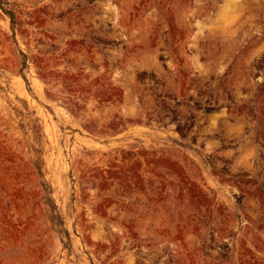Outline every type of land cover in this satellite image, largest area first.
<instances>
[{
    "label": "rangeland",
    "instance_id": "1",
    "mask_svg": "<svg viewBox=\"0 0 264 264\" xmlns=\"http://www.w3.org/2000/svg\"><path fill=\"white\" fill-rule=\"evenodd\" d=\"M0 264H264V0H0Z\"/></svg>",
    "mask_w": 264,
    "mask_h": 264
}]
</instances>
